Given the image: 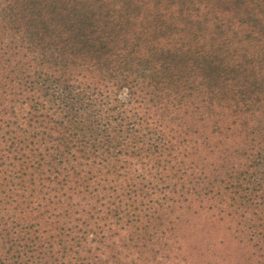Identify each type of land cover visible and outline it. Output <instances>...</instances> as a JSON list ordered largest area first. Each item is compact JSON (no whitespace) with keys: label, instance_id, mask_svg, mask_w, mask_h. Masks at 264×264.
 Listing matches in <instances>:
<instances>
[{"label":"trees","instance_id":"obj_1","mask_svg":"<svg viewBox=\"0 0 264 264\" xmlns=\"http://www.w3.org/2000/svg\"><path fill=\"white\" fill-rule=\"evenodd\" d=\"M0 264H264V0H0Z\"/></svg>","mask_w":264,"mask_h":264}]
</instances>
